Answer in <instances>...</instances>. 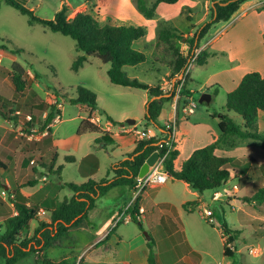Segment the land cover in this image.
<instances>
[{
	"label": "trees",
	"instance_id": "obj_1",
	"mask_svg": "<svg viewBox=\"0 0 264 264\" xmlns=\"http://www.w3.org/2000/svg\"><path fill=\"white\" fill-rule=\"evenodd\" d=\"M5 3L22 15L29 18V23H39L46 26L51 32L59 33L72 38L79 51L83 53L73 64L74 70H79L86 63L89 57H95L103 64L110 65L107 71L110 81L119 86L145 90L149 93L150 99L146 105L145 120L148 125H158V118L165 102L172 101L175 96L180 80L173 83L170 91H164L161 85L150 86L137 79L130 78L124 71L126 66H135L146 61L144 52L133 47V43L144 37L147 30L143 26H133L118 23L112 20L100 21L96 16L86 11H78L73 16L69 15V7L65 3L52 20L38 17L35 12L27 8L17 0H4ZM94 0H87L86 6ZM137 10L147 19L156 18V10L160 3L175 4L179 0H133ZM214 3L211 6V19L204 22L195 34L186 37L175 29L171 22H160L157 29V45H163L174 49V72L173 78L185 72L196 52L201 46V42L208 36L211 30L218 24L228 22L232 16L238 12L241 5L249 0H209ZM89 2V3H88ZM189 9L186 10L188 12ZM175 41H181L189 45V54L184 56L175 49ZM0 50L7 51L6 45H0ZM22 49H11V53L22 55ZM209 54L200 51L195 60L199 66H204ZM11 82L14 87V96L22 98L28 88L26 80V69L18 62L11 66ZM36 78L39 75L35 74ZM188 76L182 85L181 95L191 96L192 92L187 88ZM77 97L68 99L71 105H86L92 111L98 109L97 95L84 86L77 87ZM170 94V96H168ZM217 91H215V95ZM34 98L32 105L31 120L24 124L25 136L17 140L24 151L23 166L28 167L32 161L37 160L41 167L48 168L49 172L58 174L61 180L62 166L55 169L57 154H52L51 162L42 156V147L52 142V127L55 119L61 112L58 103L47 104L41 101L40 96L34 91L31 92ZM158 97H161L158 99ZM154 98V100H151ZM184 103L180 101L178 104ZM180 107V106H178ZM226 108L238 114L244 121V125L238 124L228 114L220 115L219 129L220 138L207 146L196 149L191 156L183 162L181 167H177L179 151L174 150L164 161V169L173 179L187 183L191 190L204 193L207 191H218L226 186L231 178V169H239L241 163L234 159L219 156L216 150L221 142H225L230 137L241 140H253L264 143V131H260L258 117L260 112L264 113V77L258 72H249L244 75L239 85L228 94ZM17 112H20L17 114ZM47 113L44 119L41 118ZM107 115L106 111H102ZM22 112L14 111L11 104L0 98V117L11 122H18ZM27 116V115H26ZM108 116V115H107ZM93 113L84 119L78 130V135L87 133L98 134L96 143L106 149L109 141L104 139L100 126L95 124ZM108 119L116 124V121L108 116ZM44 120V121H42ZM120 124V123H119ZM36 125H41L39 133H43L40 139L29 138L30 135L38 133ZM164 129V128H163ZM158 138H144L137 141L135 149L124 159L112 165L108 177L95 181L89 179L82 184L64 183L62 186L69 188L73 192L70 199L59 202L51 212L50 222L39 218L40 206L26 197L21 192V187L13 184L9 193V202L13 205L16 214L12 215V209L0 199V222L3 221L0 230V264H20L23 261L34 258L37 264H71L67 259L59 262L48 259L47 249L60 243L69 233L70 229L80 226L88 217L89 212L95 208L96 202L105 196L112 188L119 186L133 187L136 185L140 169L146 159L157 149ZM16 145V143H14ZM13 144V145H14ZM12 147V146H11ZM9 150L7 155L0 150V170L8 172L15 164L16 154L19 152L18 145ZM25 148V149H24ZM1 149V145H0ZM29 153V154H28ZM68 163L76 162L74 156H67ZM85 165L90 166L86 168ZM97 168V159L91 154L82 160V173L90 174ZM36 171V169H34ZM55 170V171H54ZM113 174L111 178L109 175ZM37 184V181L31 185ZM264 189L260 190L255 199L262 201ZM188 206V205H186ZM135 213V211H133ZM136 221L134 215L132 216ZM37 222L38 226L31 232L30 223ZM211 224L210 222H208ZM223 231L227 240L223 247V254L228 259L235 257V251L228 247V243H233L236 238L234 231L223 226ZM154 240L149 244L148 264H157L154 252ZM43 254V256H42ZM235 264V263H233Z\"/></svg>",
	"mask_w": 264,
	"mask_h": 264
},
{
	"label": "rangeland",
	"instance_id": "obj_2",
	"mask_svg": "<svg viewBox=\"0 0 264 264\" xmlns=\"http://www.w3.org/2000/svg\"><path fill=\"white\" fill-rule=\"evenodd\" d=\"M17 1L33 10L38 17L43 19L52 20L55 14L66 3L69 7L70 16L82 10L91 11L100 21L112 20L110 17H107L106 13L100 11L101 8L92 7V5H95L93 1V3L88 2V6H86L87 0ZM202 16L199 14L195 18V21H199ZM0 45L8 47L7 51L3 52L0 50V95L3 100L11 104L14 111L20 110L22 112V116L18 122L7 121L0 117V150L7 155L9 148L13 149L15 148L14 146L18 145L20 149L16 154L14 166L8 172L0 170V199L3 203L5 205L10 203L7 191V189L11 188L10 182L11 185L13 182L17 185L21 184L30 187L28 189L32 192L42 187L44 190L47 181H49L51 187L53 186L54 189H56V184H60V182H63V184H82L87 182L89 178H83L79 172V160L90 153L96 154L99 158V168L96 174L90 178L96 181L105 178L110 172L112 165L123 159L126 147L132 141V138L128 135L115 136L113 144L108 149H104L98 147L100 145L96 144L95 139L97 135L89 133L84 136H78L77 130L83 119L89 116V111L81 105L69 104L68 99L76 98L78 95L77 87L84 86L97 95V110L100 112V114L97 113V116L103 120V124L106 122V115L102 111H107L112 116H115V114H119L122 111L128 112V110H132L133 115L131 119L142 123L145 118V106H143L145 91L113 84L107 74L110 65L103 64L95 57H91L90 61L79 70H74L72 68L74 62L83 55L78 50L76 42L70 37L51 32L42 24L35 23L31 25L27 16L22 15L15 8L7 5L4 0H0ZM11 49H22L25 52L22 55H16L10 52ZM10 57L15 58V61L26 69L28 88L22 98L14 96V87L10 77L13 63ZM147 66L148 62L143 65L145 67L142 68L143 70L138 71L133 66H126L124 67V71L130 78L137 75V79L142 82L155 83L156 78H160L167 69L165 66L157 65L155 72H152L145 70ZM199 71L203 73L207 70L200 69ZM189 73H191L189 86L195 91L193 99L197 103L195 111H197L199 122H206L205 118L211 121L212 117H214H211V115L215 114L217 117H220L222 108L226 109V94L223 92L218 97H215V100L210 104L200 103L199 99L205 93L203 87L200 85L201 79L195 75L193 70H189ZM35 74L39 75V78H36ZM167 82L169 84L167 91H169L172 83L170 80H167ZM34 91L40 96L41 101L47 104L58 102L63 107L60 121H57L58 123L55 121L51 125L52 129L54 128V142L43 146L41 152L44 159L48 162L52 159V154L58 153L56 167H63L61 170L62 180L59 179L58 174L55 172L51 174L47 167H41L35 159L28 167L23 166L25 155L22 145L17 140L26 134L24 132V124L28 120L25 118H27L26 115L31 114L32 105L35 103L31 95V92ZM208 111L210 114H208ZM262 115L263 119L260 118L258 123L260 131H264V114ZM182 117L181 115L180 118L182 119ZM41 118L44 119L43 116ZM231 118L240 125L244 124L243 119L236 113L232 112ZM127 120L124 119L119 122L128 125ZM119 122L116 121V127L119 125ZM159 122L162 124L164 121L160 119ZM178 126L177 135L181 137L178 141L180 147L179 161H181L187 154V149L185 150L187 140L192 141V137L188 136V133L186 134V122L179 121ZM40 127L41 125H36L35 130L33 129L32 132H38ZM215 130L219 132L218 126L215 127ZM114 131H117V128ZM185 134L186 141L185 136L182 138V135ZM40 136L39 132L33 135L35 139H38ZM110 136V132L108 131L107 134L103 135L104 139L108 141H110ZM244 142H247L244 145L246 147L249 145L263 148L259 152L251 150L249 154L255 156L256 160L258 159L264 163V143L253 140H246ZM131 146L129 145V147ZM244 153L246 155L248 152L245 151ZM233 154L236 155L238 153L235 152ZM66 156H74L78 161L76 163H68L65 159ZM250 170L251 173L246 178H240L233 171L231 174L232 181L229 182V186L226 188L230 192H223L219 196L218 201L213 200L214 191L203 193L202 198L209 205L208 214L204 211V217L197 211L190 215L179 212V221L185 229L186 235L202 255V264H224V262L228 261L223 254L221 231L224 225L231 228L234 224L238 226L240 223L243 224V227H240V229L244 234H241L240 231L232 227V231L236 230L234 231L235 234H233L236 240L233 243L227 244L228 247H231L235 251V257L232 260L235 261V264H264V197L262 201L258 199L254 200L256 195L260 194V190L264 189V164L260 167L256 162ZM253 177L254 180L252 179ZM34 181H37V184L31 185ZM235 184L239 185V190L233 189ZM62 185L63 189L60 188L54 194L55 196H53L57 204L65 198L70 199L73 195L69 188ZM159 188H148L146 192L155 193L156 199L161 200L164 197V190L159 191ZM179 190L184 194L181 187ZM234 193H237L238 199L232 196ZM177 196L183 195L179 193ZM111 200V198L106 200L104 205H109ZM231 203H233L232 206L227 207ZM89 214L90 216H95L97 227L99 229L103 228L107 216L105 217L104 214L97 210L93 214ZM62 241L59 243L61 245L58 248L51 251L52 255L55 254V258L64 256V253L67 252L63 247ZM172 241L176 246L175 254L177 259L180 258L182 260L186 253L183 234L177 232ZM22 264H26V262ZM33 264H37L34 258Z\"/></svg>",
	"mask_w": 264,
	"mask_h": 264
},
{
	"label": "crops",
	"instance_id": "obj_3",
	"mask_svg": "<svg viewBox=\"0 0 264 264\" xmlns=\"http://www.w3.org/2000/svg\"><path fill=\"white\" fill-rule=\"evenodd\" d=\"M153 1L155 0H150V2ZM93 2L95 5H92V7L96 6L101 8L100 11L106 13L108 15L107 17H110L112 21L133 26H143L146 28V35L136 40L133 43V47L138 51L144 52L147 59L145 62L133 67L136 71L143 70L142 68H145L143 65L148 62V66L145 70L155 72L157 65L165 66L167 68L166 71L160 78H156L155 83L143 82L150 86L161 85V87L165 89L169 86L167 80H170L172 84L175 83V78H173V61L175 58L174 49H170L169 46L157 45V29L159 23L165 21L171 22L172 26L180 33H183L186 37H191L204 22L211 19L212 3L209 0H179L175 4L160 3L156 10V18L154 19L145 18L144 15L137 10L133 0H94ZM187 9H189L188 12H186ZM86 12L94 15L91 11ZM199 14L203 15L202 18L199 21H195V18H197ZM174 45L175 49L179 50L185 57L188 56V44L175 41ZM202 50L209 54L206 64L204 66H199L194 60L189 66L190 70H193L195 75L201 79L200 85L203 87V91L212 95L211 102L223 92L228 97V94L239 85L244 75L249 72H258L264 77V0H249L243 3L238 12H236L228 22L220 23L211 30L208 36L202 40L201 46L196 53H200ZM5 53L7 54V52ZM167 57L169 58L166 59ZM90 58L91 57L88 58V62ZM10 60L12 63L16 62L13 57H10ZM200 69H205L207 71L201 73V71H199ZM133 79H137V75L133 76ZM190 80L191 73L188 74L187 88L192 92L191 96L188 97L193 98L195 91L189 86ZM215 91H217L216 95ZM0 98H2L1 95ZM149 99V93L145 91L143 101L145 114ZM181 104H177L175 99L165 102L160 117L158 118V125H148L145 118L142 123L135 120L136 123L134 125H125L119 121L131 119L133 115L132 110H128V112L122 111L119 114H115V116H112L106 111L111 119L120 123L117 127L108 119L107 115L106 122L103 124V120L97 116V113L100 114L98 110L92 111L86 105L81 106L85 107L89 111V114L91 112L93 113L94 119L92 121L95 124L100 126L103 131L110 132V141L106 149L113 144L115 136L128 135L132 138V141L129 142V145L132 146L129 147L128 145L126 147L123 159L133 152L137 141L153 137L162 139L166 135V131L163 128L170 120L176 119L178 122H186V134L188 133V136L192 137V141L189 139L187 140L185 146V150L187 149L186 157L182 158L181 161H179L180 155L178 157L177 167L179 168L196 149L216 142L221 135L220 129L219 132L215 130L216 126L219 128L220 117H217L215 114L211 115V117L214 116L211 121L205 118L206 122H199L197 111H194L191 115H184L177 109ZM58 108L62 114V105L58 104ZM221 111V115L228 114L230 117L232 116L233 111H228L227 108H222ZM46 114L45 112L43 117H45ZM208 114H210L209 111ZM262 114L264 113L260 112L258 123L260 118L263 119ZM181 115L183 116L182 119L180 118ZM160 119L164 121L162 124L159 122ZM59 121L60 116L58 122ZM116 128L117 131H114ZM52 131H54V128ZM53 133L54 132H52V143L54 142ZM186 134L182 135V138L185 136V141ZM95 135H97V138L99 137L98 134ZM42 136L43 135L38 139ZM180 138L181 137L178 136L176 132L175 149L178 151L180 149L178 144ZM244 141L246 140L241 141L239 138L230 137L225 140V142H221L216 150L217 155L234 158L241 163L239 169H231V174L234 171L240 178L249 177L251 173L250 169L256 162L260 167L264 164L262 161L256 160L255 156L249 154L251 150L259 152L263 150V148L256 146L252 147L248 144V147H246L244 145L247 142ZM9 150L12 149L9 148ZM245 151L248 152V155H245ZM235 152L238 154H233ZM56 154L58 158V153L56 152ZM91 154L97 159V168L90 174L82 173V160ZM76 161H78L77 158ZM85 166L86 168H90L88 165ZM56 168L55 165V169ZM98 168L99 158L94 153L87 154L79 160V172L83 178L92 179L90 177L96 174ZM112 176L113 174H110L109 178ZM106 177H108V174ZM252 179L254 180V177ZM230 181H232V178H230L223 191L222 188L214 192V201H218L219 195L223 192L225 193V189L229 186L228 184ZM13 184L12 182V185ZM62 184L63 182L56 184V189H54L53 186L51 187L49 181H47L44 190L42 187L35 192L30 191L28 189L30 187L21 184L18 186L21 187V192L26 197H29L40 206L39 218L50 222L51 212L57 205L56 199L53 196H55L54 194H56L60 188L63 189L61 187ZM12 185L10 182V187ZM238 186L239 185H237V187ZM180 187L183 189L184 194L180 192ZM161 190H164V197L161 198V200L156 199L154 196L155 193L145 191L138 199L135 206L129 207L133 199V187L119 186L112 188L105 196L96 202L95 208L89 212L93 214V212L97 210L104 214L105 217L107 216L103 228L99 229L95 223V216H90V214H88L87 219L80 226L70 229L68 235L63 239V247L67 250V252L64 253L65 255L55 258V254H51L52 250H55V248L61 245L56 243L54 246L52 245L47 249L46 255L48 259L56 262L67 259L71 264H75L80 257H82V264H148L150 253L149 244L154 240V252L157 264H202V255L200 251L192 244L179 221V212L190 215L197 211L200 215H203L204 211L207 212L209 209L207 201L202 198L204 194L191 190L187 183L173 179L171 176L166 184L160 186L159 191ZM179 193L183 196H177ZM216 194H219L217 196L218 198H216ZM186 195H188V197H186ZM232 196L238 199L237 193H234ZM109 198L112 199L109 205H104V202ZM232 204L233 203L228 204L227 207L232 206ZM186 205H189L188 208H186ZM8 206L12 209V215H15L16 211L13 205L9 203ZM141 208L144 209V212L140 211ZM133 211H135V213ZM133 215L136 221L133 219ZM2 222L3 221L0 222V230H2ZM37 226V222H31V232ZM232 227L240 231L241 234H244L240 229V227H243V224L240 223L238 226L234 224ZM232 227L230 229H232ZM145 230L147 235H145ZM177 232L183 234L184 237L186 253L182 260H180V258L177 259L175 254L176 246L172 241ZM221 236L224 247L227 236H225L223 229L221 231ZM226 259L228 261L224 262V264L235 263L234 260ZM24 262H26V264H33V258L23 261L22 263Z\"/></svg>",
	"mask_w": 264,
	"mask_h": 264
},
{
	"label": "built area",
	"instance_id": "obj_4",
	"mask_svg": "<svg viewBox=\"0 0 264 264\" xmlns=\"http://www.w3.org/2000/svg\"><path fill=\"white\" fill-rule=\"evenodd\" d=\"M198 54L199 53H196V57L193 59V61L196 60ZM189 70H190V66H188L187 70L184 72V77L182 79H178L180 80V84L177 87L175 96H174V99L177 104L180 101L185 100L184 103L182 102L180 107H177V109L180 110L184 115L193 114L196 108V104H197L196 101L192 97H187V96L183 97L181 95L182 85L185 82V79L187 78L189 74ZM172 86L173 84H171V89H172ZM162 89L167 92V89L165 88H162ZM19 113L20 112H17V114ZM25 119L30 121L31 116L27 115V118ZM58 120H59V117L55 119L56 122ZM177 129H178V121L176 119H172L166 123L164 127V130L166 131V135L162 139H160L159 143L157 144V149L155 150V152H159L160 154L159 159L156 162L155 166L151 167L150 171L145 176L137 177L136 185L133 188V199L129 207L135 206L138 199L143 195V193L148 188H158L168 182L170 175L164 169V161L169 157L170 153L175 150ZM40 134L43 135V133H40ZM32 137L33 135L29 136V138H32ZM233 189H238L237 185H234ZM225 191L227 193L230 192L227 189ZM218 195L219 194H216V198H218L217 197ZM140 211L144 212V209L141 208ZM81 259L82 257H80L79 260L75 264H82Z\"/></svg>",
	"mask_w": 264,
	"mask_h": 264
},
{
	"label": "water",
	"instance_id": "obj_5",
	"mask_svg": "<svg viewBox=\"0 0 264 264\" xmlns=\"http://www.w3.org/2000/svg\"><path fill=\"white\" fill-rule=\"evenodd\" d=\"M212 6H214V3H212ZM184 77V72H182L178 77L175 78V82L176 80L179 78V79H182ZM170 96V94L168 95ZM161 97H158V99H160ZM151 100H154V98H152ZM212 101V95L209 94V93H204L201 95L200 99H199V102L200 103H208L210 104ZM136 123V121L134 119H128L127 120V124L128 125H134ZM159 152H153L145 161V163L143 164V166L141 167L140 169V173H139V177H143L145 176L149 171H150V168L155 166L156 162L158 161L159 159ZM145 235L146 232H145Z\"/></svg>",
	"mask_w": 264,
	"mask_h": 264
}]
</instances>
